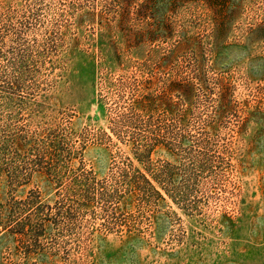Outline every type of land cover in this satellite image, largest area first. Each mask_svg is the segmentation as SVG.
I'll return each instance as SVG.
<instances>
[{
    "label": "rangeland",
    "instance_id": "rangeland-1",
    "mask_svg": "<svg viewBox=\"0 0 264 264\" xmlns=\"http://www.w3.org/2000/svg\"><path fill=\"white\" fill-rule=\"evenodd\" d=\"M0 264H264V0H0Z\"/></svg>",
    "mask_w": 264,
    "mask_h": 264
},
{
    "label": "trees",
    "instance_id": "trees-1",
    "mask_svg": "<svg viewBox=\"0 0 264 264\" xmlns=\"http://www.w3.org/2000/svg\"><path fill=\"white\" fill-rule=\"evenodd\" d=\"M141 178L144 179L141 176H134L132 177V181H129L130 184H133L134 186H137L139 182H141ZM145 180V179H144ZM147 182V181H146Z\"/></svg>",
    "mask_w": 264,
    "mask_h": 264
}]
</instances>
